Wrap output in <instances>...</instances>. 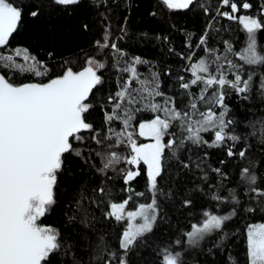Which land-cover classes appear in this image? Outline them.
<instances>
[{
    "label": "trees",
    "instance_id": "obj_1",
    "mask_svg": "<svg viewBox=\"0 0 264 264\" xmlns=\"http://www.w3.org/2000/svg\"><path fill=\"white\" fill-rule=\"evenodd\" d=\"M10 2L21 7L24 14L17 32L7 46L0 48V52L11 53L17 48H27L47 65L49 72L47 76L35 77L0 68V74L16 85L45 83L61 75L66 67L81 70L89 57L104 63L105 68L98 73L102 74L103 83L90 95L88 102L92 108L86 114V122L93 124L101 138L108 134L109 127L116 131L123 127L119 121L106 125L104 116L112 109L108 102L109 95H115L127 77V73L118 68L125 67L133 58L140 57L147 61L136 66L141 79H150L152 72L157 73L159 90L164 95L156 97L155 102L162 104L166 98H171L176 108L183 112L188 111L190 103L194 101L200 111L212 107L219 114L222 108L194 99L200 95L203 84L191 85L189 89H183L180 85L190 83L193 78L190 71L192 63L211 58L208 49L221 57L222 64L225 55L240 64L235 53L241 52L246 45V33L240 24L221 15L224 11H231L230 7L222 6V0H196L190 9L175 11L168 10L159 0H82L79 6L68 10H63L52 0ZM234 2L239 6L244 0ZM247 2L252 7L247 10L240 8L237 14L264 20V0ZM37 7L40 15L33 18L29 12ZM84 24L88 25L87 31L82 28ZM104 24L109 41L117 44L123 56H119L111 47L100 49L96 46V41L103 40ZM202 37L204 44H200ZM257 41L258 45H264V30L258 31ZM225 42L233 48L232 54L227 53ZM49 52L53 54L51 57ZM189 56L191 59H186ZM15 59L18 63L23 62L20 57ZM252 71L255 73L254 82H258L259 77L264 75V66H246L242 75L246 78ZM228 75L232 78L230 72ZM180 77H184V80L181 81ZM133 87L138 85L134 82ZM212 91L209 89L205 95L211 96ZM225 91L228 93L225 104L229 109L225 119L234 121L230 128L240 140L235 143L226 141L220 148H210L206 144L196 146L185 141L184 147L177 149V156L189 165L188 168H184L171 151L165 149V168L162 176L158 177V189L163 192V195L157 193L159 216L146 241L129 252V264H161L162 250L165 248L180 251L181 264H248L247 228L264 223V206L259 203L261 198L253 199V193L246 194L248 185L241 182L240 169L251 167L258 177L257 186L264 189V98L255 89L247 100L238 98L231 89L226 88ZM157 114L150 111L136 113L128 131L133 133V137H139V123L151 120ZM184 134L178 122H173L164 141L176 138L179 142ZM81 135L83 142L73 140L72 143L81 150L82 156L66 154L55 189L56 203L41 218L42 225L58 230L65 242L61 255L56 257L53 264H74L73 257L81 264H89L91 246L100 234H104L112 248L122 254L119 237L125 222L117 223L114 219L105 218L108 204L122 202L131 196L127 209L134 210L136 203L146 204L153 195L148 190L147 169L142 164L131 166L121 162L103 173L98 171L102 167V159L96 153L117 151L122 156H128L131 149L126 143L108 149L92 141L90 133L83 132ZM201 135L209 142L214 138V133ZM229 147L237 155L229 157ZM241 150L246 151L245 158L239 157ZM214 168L221 169L227 179L212 171ZM126 170H138L140 175L125 184ZM100 187H105L108 195L101 196L98 192ZM230 189L234 190L239 203L231 200L221 203L212 199L214 194L228 197ZM136 193L144 195L138 196ZM185 200L192 203L186 207ZM78 201L81 203L78 204ZM248 208L253 211H247ZM84 209L88 210L87 217ZM233 209L235 215L225 222L221 231L207 236L199 245L188 246L185 233L191 230L192 224L204 218V211L226 215L231 214ZM73 216L75 219L70 220ZM86 223L88 226H85ZM222 236L220 246L216 247ZM177 240L181 243L177 244ZM65 251L66 255L63 254Z\"/></svg>",
    "mask_w": 264,
    "mask_h": 264
},
{
    "label": "snow or ice",
    "instance_id": "obj_2",
    "mask_svg": "<svg viewBox=\"0 0 264 264\" xmlns=\"http://www.w3.org/2000/svg\"><path fill=\"white\" fill-rule=\"evenodd\" d=\"M81 2L82 0H52V3L63 10L79 6ZM159 2L168 10L175 11L190 9L195 0ZM222 6L230 7L231 11H224L221 15L229 20H238L246 33L245 47L241 52L235 53L243 63H234L225 55L222 64L221 57L208 49L211 58L192 63L190 71L193 78L190 83L183 82L180 85L183 89H189L191 85L203 84L200 95L194 99L222 108L219 114L212 107L200 111L194 101L190 103L188 111L183 112L176 108L171 98H166L162 104L155 102L156 97L164 95L159 90L157 73L152 72L150 79H141L136 66L147 61L135 57L125 67L118 68L127 73V77L115 95H109L108 102L112 109L111 112H105L104 116L106 125L119 121L123 127L120 131L109 127L108 134L101 138L93 124L86 122V114L92 108V104L88 102L90 95L103 83L102 74L98 73L105 68L104 63L89 57L81 70L74 71L72 67H66L61 75L45 83L16 85L0 74V264H53L56 257L61 255L65 247L61 233L50 226H43L41 218L56 203L55 189L66 154L82 156L81 150L72 143L73 140L83 142L81 133H90L92 141L108 149L118 148L126 143L131 149L128 156H122L117 151H108L106 154L97 152L96 155L102 159V167L98 171L103 173L121 162L131 166L142 163L147 169L148 190L153 194L149 203H140L135 210H127L131 196L122 202L108 204L106 219H114L117 223L126 221V227L119 237L122 254L112 248L104 234H100L91 246L89 264H116L117 259L118 264H129V252L144 243L147 235L153 232L160 211L157 193L163 195L158 189V177L162 176L165 168V149L170 150L184 168H188L189 165L177 156V149L184 147L185 141L196 146L206 144L210 148H220L226 141L235 143L240 140L230 128L234 121L225 119L229 112L225 104L228 94L225 89L233 90L238 98L245 100L251 98L249 94L255 89L264 98V75L259 77L258 82H254V71L249 72L246 78L242 75L245 65L264 66V45H258L257 41L258 31L264 30V20L249 15H236L240 8L247 10L252 7L247 0L239 6L234 0H222ZM23 14V9L10 0H0V48L9 44L10 38L22 23ZM29 15L38 18L39 7L30 11ZM82 28L87 31L88 25L84 24ZM204 42L202 37L200 44ZM225 44L227 53L232 54L233 48L227 42ZM96 46L100 49L111 47L119 56L124 55L116 43L109 41L107 33L103 42L96 41ZM48 55L51 57L53 54L49 52ZM16 57L22 58L23 62L18 63ZM186 59L190 60L191 56ZM0 68L35 77L47 76L49 72L47 65L27 48H17L11 53L0 52ZM229 72L232 78H229ZM180 79L183 81L184 77ZM134 82L138 87H133ZM209 89H213L211 96H206ZM141 111L158 113L151 120L140 122L138 126L139 136L152 140L148 144H137L133 133L128 131L136 118L135 114ZM173 122H178L185 134L179 142L176 138L165 142L164 137L169 135ZM202 133H214V138L209 142ZM227 155L232 157L237 153L229 147ZM238 155L245 158L246 151L241 150ZM212 171L227 179L221 169L214 168ZM138 175V170L124 171V183L127 184ZM240 180L248 185L246 194L253 193V199L261 198L259 203L264 206V189L257 186L258 177L251 167L240 169ZM98 192L101 196L108 195L105 187H100ZM136 195L143 196L144 193ZM212 199L221 203L228 200L239 203L231 189L228 197L214 194ZM184 203L187 207L192 202L185 200ZM247 211L251 212L253 209L248 208ZM84 212L87 217L88 210L84 209ZM234 215L235 209L226 215L204 211L201 223L192 224L191 230L185 233L187 243L199 245L206 236L221 231L225 222ZM74 219L75 216L70 217V220ZM85 226H88L87 223ZM223 238L222 236L221 241L217 242L216 247L220 246ZM176 243L180 244L181 241L177 240ZM162 253L161 264H181L180 252L173 253L165 248ZM63 254L66 255L67 252ZM246 256L248 264H264V223L248 226ZM73 260L74 264H81L75 257Z\"/></svg>",
    "mask_w": 264,
    "mask_h": 264
},
{
    "label": "rangeland",
    "instance_id": "obj_3",
    "mask_svg": "<svg viewBox=\"0 0 264 264\" xmlns=\"http://www.w3.org/2000/svg\"><path fill=\"white\" fill-rule=\"evenodd\" d=\"M237 16H239L238 14H236ZM237 22H238V20H236ZM104 27H105V31H104V35H103V37L105 36V34L106 33H108V31H107V27H106V25L104 24L103 25ZM241 26V28L243 29V27H242V25H240ZM244 30V29H243ZM245 32V31H244ZM103 37H102V39H103ZM102 42H103V40H102ZM239 63L240 64H242L243 62L242 61H240L239 60ZM247 65H245L244 67H246ZM137 132L139 133V127H138V129H137ZM133 139H135L136 140V142H137V144H148V143H151L152 142V140L150 139V138H145V137H141V136H139V137H133ZM164 139H165V137H164ZM142 164V163H141ZM143 165V164H142ZM144 167H146L145 165H143ZM152 199V198H151ZM151 199L148 201V203L151 201ZM140 203H136V205H135V208L139 205ZM128 210V209H127ZM135 210V209H134ZM204 219V218H203ZM202 219V220H203ZM201 220V221H202ZM201 221L200 222H198L197 224H200L201 223ZM122 222H125V227H126V221H122ZM256 224H259V223H256ZM254 225V224H253ZM207 238V236L205 237V239ZM188 246H193V245H189L188 244ZM173 253H175V252H180V251H172ZM181 253V252H180Z\"/></svg>",
    "mask_w": 264,
    "mask_h": 264
},
{
    "label": "water",
    "instance_id": "obj_4",
    "mask_svg": "<svg viewBox=\"0 0 264 264\" xmlns=\"http://www.w3.org/2000/svg\"><path fill=\"white\" fill-rule=\"evenodd\" d=\"M196 1V0H195Z\"/></svg>",
    "mask_w": 264,
    "mask_h": 264
}]
</instances>
